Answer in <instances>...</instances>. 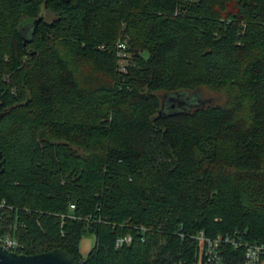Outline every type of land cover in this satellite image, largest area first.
I'll return each mask as SVG.
<instances>
[{
    "label": "trees",
    "instance_id": "16d2710c",
    "mask_svg": "<svg viewBox=\"0 0 264 264\" xmlns=\"http://www.w3.org/2000/svg\"><path fill=\"white\" fill-rule=\"evenodd\" d=\"M176 93L192 107H163ZM0 154L18 253L193 264L201 231L264 243V0H0Z\"/></svg>",
    "mask_w": 264,
    "mask_h": 264
},
{
    "label": "built area",
    "instance_id": "2783aa9c",
    "mask_svg": "<svg viewBox=\"0 0 264 264\" xmlns=\"http://www.w3.org/2000/svg\"><path fill=\"white\" fill-rule=\"evenodd\" d=\"M121 47V46H120ZM6 208V202H0V211ZM74 208V206H72ZM201 244V252L198 259L193 264H234L225 253L228 247L239 248L245 245L243 262L241 264H264V243L246 244L239 235H219L215 238L206 237L204 231L197 236ZM133 241V236L127 234L119 236L115 241V246L121 248ZM0 243L11 251L19 248L17 239L10 236L0 237ZM178 264H185L179 262Z\"/></svg>",
    "mask_w": 264,
    "mask_h": 264
},
{
    "label": "water",
    "instance_id": "95a60500",
    "mask_svg": "<svg viewBox=\"0 0 264 264\" xmlns=\"http://www.w3.org/2000/svg\"><path fill=\"white\" fill-rule=\"evenodd\" d=\"M26 44V43H25ZM163 107L165 102L169 104L174 102L172 108L181 106L184 101H189V96L187 93H176L174 95L166 94L162 96ZM185 98L186 100H182ZM1 158V154H0ZM2 165L0 164V167ZM0 264H79L73 256H71L67 251L56 248L51 251L37 253V254H26L18 253L16 251H11L7 249L0 243Z\"/></svg>",
    "mask_w": 264,
    "mask_h": 264
},
{
    "label": "rangeland",
    "instance_id": "374dc122",
    "mask_svg": "<svg viewBox=\"0 0 264 264\" xmlns=\"http://www.w3.org/2000/svg\"><path fill=\"white\" fill-rule=\"evenodd\" d=\"M46 20L48 22H51L54 17L51 14H46ZM29 22V21H28ZM26 20L24 21V25L28 23ZM122 64H124V62L122 61ZM126 64V62H125ZM124 67V66H123ZM198 96L200 97V101L203 102L204 106H212V105H225L227 102L226 97L222 94V93H218V92H213L210 91L208 89H202L200 90L198 93ZM196 94L192 93V94H188L189 98H193ZM174 104V102H170L169 103V107H172V105ZM184 106H182L183 109H188L189 107H192L193 102L189 103V102H185ZM95 244V237L91 236V235H87L83 238L82 242H81V251L84 257H86L89 253V251L92 249V247Z\"/></svg>",
    "mask_w": 264,
    "mask_h": 264
}]
</instances>
